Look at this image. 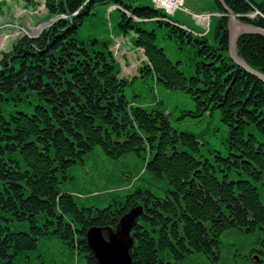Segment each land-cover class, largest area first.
<instances>
[{"label": "trees", "instance_id": "16d2710c", "mask_svg": "<svg viewBox=\"0 0 264 264\" xmlns=\"http://www.w3.org/2000/svg\"><path fill=\"white\" fill-rule=\"evenodd\" d=\"M200 1L225 10L219 0ZM224 1L264 29V0ZM82 2L46 5L51 14H73ZM113 2L131 8L125 0H91L73 21L20 39L0 58V161L19 177L7 179L0 163V264H33L31 257L74 264L76 252L78 264H97L87 229L115 227L137 203L146 211L134 230L135 264H264V82L229 57L227 16L216 18L214 44L158 22L187 55L191 75L158 45L156 30L123 13L117 22L145 51V75L189 93L197 115L219 112L226 153L207 158L197 137L177 131L164 110L127 97L110 40L90 35L82 46L80 29L93 7ZM133 12L162 13L147 6ZM237 50L264 73V36L242 35ZM10 185L25 201L5 199ZM59 196L64 208L57 211Z\"/></svg>", "mask_w": 264, "mask_h": 264}, {"label": "rangeland", "instance_id": "374dc122", "mask_svg": "<svg viewBox=\"0 0 264 264\" xmlns=\"http://www.w3.org/2000/svg\"><path fill=\"white\" fill-rule=\"evenodd\" d=\"M180 1L182 5L179 6L175 18L199 29L200 33L206 32V30L210 31L215 24L216 18L222 14L219 11H215L206 2L202 5L200 0ZM256 1L260 2L262 0ZM86 2L87 0H83L82 5L75 12H80L85 8ZM133 5H150L154 7V2L152 0H133ZM96 6L91 11L92 18L84 21L80 31L84 37L96 34L101 36V38L109 35L112 36L111 48L120 62L122 68L121 74L130 81V84L125 89L127 97L148 105H151L154 100H160V108L166 109V112L169 113L171 124L177 131H187L197 136L202 156L212 158L215 154V152L211 153L212 149L226 153L223 141L226 140L228 127L221 121L219 112L197 115L196 103L189 93L183 90L168 89L161 83L156 90L153 78L150 75L144 76L138 70L142 61L145 60V57L142 50L135 48L132 44L131 38L135 34L127 36L118 31V29H115L117 20L121 15L120 9L113 10V4L106 8L104 5ZM227 13L229 14V12ZM258 13L259 11L256 10L249 13V16L255 17ZM196 15L207 17L205 23L200 24ZM230 17L231 14L227 16L228 20ZM65 18L66 20L69 19V15L65 11L51 14L46 5V0H0V58L3 57L5 52L10 51L15 42H18L24 37L31 39L39 38L53 24L59 23V21L65 20ZM195 24L199 27L195 26ZM142 26L147 30L157 29L158 45L165 49L166 54L171 60L176 62L179 59L178 43L164 35L163 32H160V27H158L157 23L145 22ZM84 37H81L84 40L82 46L88 43ZM208 38L211 42L215 40L214 30L209 33ZM238 40L236 42L237 44ZM184 60H186L185 54ZM185 65H188V63L186 62ZM185 65L183 68L187 70ZM196 153L199 154L198 152ZM0 163L5 166L1 169L2 175L7 179L14 178L15 181L19 180V177L15 173H10L5 164L1 161ZM144 181L146 180L139 182L137 186ZM140 186H143V184ZM17 187L12 188L10 185L6 191V196H4L6 200L13 199V202L14 200H18L20 203L25 201L17 194ZM151 189L156 190L154 186ZM129 192V189L125 190V193ZM61 198L62 196L54 198V207L59 210L64 208L63 202L60 200ZM49 206L52 207V205ZM86 220L88 221V219ZM24 228L28 229V227ZM33 255L35 256V254ZM31 261H33V264L37 263V261L34 262L33 257L28 260V263ZM221 262L225 264L224 260H221Z\"/></svg>", "mask_w": 264, "mask_h": 264}, {"label": "water", "instance_id": "95a60500", "mask_svg": "<svg viewBox=\"0 0 264 264\" xmlns=\"http://www.w3.org/2000/svg\"><path fill=\"white\" fill-rule=\"evenodd\" d=\"M220 1L231 14L228 24L229 54L231 59L248 73L264 81V73L253 68L244 58L238 55L236 50L237 43L235 41L238 33H234L239 26L244 34H259L264 36V29L242 21L225 4L224 0ZM142 211L141 206L131 209L122 217L116 231L108 229V239L103 236V229L99 226H93L88 230L87 241L99 264H134L131 256L134 239L130 233L136 226L137 218L142 214Z\"/></svg>", "mask_w": 264, "mask_h": 264}, {"label": "bare ground", "instance_id": "6f19581e", "mask_svg": "<svg viewBox=\"0 0 264 264\" xmlns=\"http://www.w3.org/2000/svg\"><path fill=\"white\" fill-rule=\"evenodd\" d=\"M168 2L171 3L170 0H168ZM168 2L163 1L162 4L165 5V4H168ZM229 8H230V7H229ZM230 9H231V8H230ZM196 18L198 19V21H199L200 23L203 24V23H205L207 17L202 16V15H196ZM240 30H241V28L238 26L237 29L234 31V33L237 34V33L240 32ZM249 74H250V73H249ZM251 75H252V74H251ZM253 76H254V75H253ZM255 77H256V76H255ZM168 89H169V88H168Z\"/></svg>", "mask_w": 264, "mask_h": 264}]
</instances>
